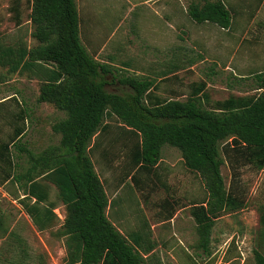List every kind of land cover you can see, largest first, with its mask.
<instances>
[{
    "label": "rangeland",
    "instance_id": "374dc122",
    "mask_svg": "<svg viewBox=\"0 0 264 264\" xmlns=\"http://www.w3.org/2000/svg\"><path fill=\"white\" fill-rule=\"evenodd\" d=\"M216 1L230 10L229 29L198 24L188 15L191 5ZM76 5L83 45L111 65L113 75L105 77L109 93L132 92L120 82L124 76L162 77L156 90L164 100L186 101L194 87L204 83L206 107L261 92L257 75L264 73V0H76ZM31 13L32 0H0V47L20 41L29 48L38 45L32 36ZM169 15L186 33L180 28L175 33L174 23L166 25L161 18ZM40 86L28 73L10 74L0 66V142L10 139L16 125L23 126L20 142L35 155L60 146L61 136L53 125L65 118L54 105L38 101ZM24 111L22 123L16 116ZM106 125L90 156L112 202L106 214L124 236L146 221L156 245L155 259L161 264H256L255 254H264L260 222L264 170L251 164L243 149L227 142L220 147L226 188L244 205L216 220L207 255L197 247V224L191 214L194 203L208 196L201 174L186 168L179 149L165 145L158 167L150 173L140 171V182L134 184L127 177L131 144H124L126 127L116 117L106 118ZM11 148L14 171L24 174L29 167L27 155ZM44 185L57 216L46 230H39L15 199L25 197V185L0 186V264H67L66 239L60 235L66 206L54 184Z\"/></svg>",
    "mask_w": 264,
    "mask_h": 264
},
{
    "label": "trees",
    "instance_id": "16d2710c",
    "mask_svg": "<svg viewBox=\"0 0 264 264\" xmlns=\"http://www.w3.org/2000/svg\"><path fill=\"white\" fill-rule=\"evenodd\" d=\"M188 14L199 24L223 29L232 24L230 10L221 1L193 4ZM31 21L38 45L29 48L20 41L0 47V66L10 74L28 73L37 79L38 101L65 113L53 125L61 136L60 146L35 155L21 144L25 129L16 125L10 139L0 142V186L25 185V197L15 199L39 230L52 227L57 217L44 183L57 187L67 212L60 232L66 239L67 264H161L153 254L147 256L155 248L148 224L143 222L126 237L106 214L109 201L90 153L108 129L104 120L116 117L126 127L124 144H131L127 177L137 180L140 171L152 172L165 145L179 149L186 168L201 174L208 196L194 203L191 214L197 224V247L209 255L216 220L244 205L226 188L222 142L243 149L248 161L264 170V73L257 75L260 94L230 97L214 107L202 102L207 98L204 83L194 87L186 101L154 98V80L135 76L120 80L131 93H109L105 77L113 75L111 65L96 60L83 45L76 0H32ZM23 114L16 116L22 123ZM11 147L27 155L24 174L14 171ZM260 222L264 230V208ZM255 261L264 264V254L257 252Z\"/></svg>",
    "mask_w": 264,
    "mask_h": 264
},
{
    "label": "crops",
    "instance_id": "0c3cea01",
    "mask_svg": "<svg viewBox=\"0 0 264 264\" xmlns=\"http://www.w3.org/2000/svg\"><path fill=\"white\" fill-rule=\"evenodd\" d=\"M144 3H147V2H144ZM155 4V3H154ZM161 15V14H160ZM189 15V14H188ZM191 18V17H190ZM162 20L164 19V22L166 23V25L168 24V23H174L175 25H176V27H177V29H176V31H175V33L176 32H178V30H179V28H180V31H182V32H185L186 33V31H184V29H186L185 27H179L178 26V23H177V21H176V19L175 18H172L170 15H169V17L166 19V18H164L163 16H162V18H161ZM193 21V20H192ZM199 24V23H198ZM201 24H204V23H201ZM206 24H208V23H206ZM211 24V23H210ZM170 28L172 29L173 27H172V25L170 24ZM191 28V27H190ZM223 29V28H222ZM188 30V29H187ZM191 32V31H190ZM92 56H94L93 54H91ZM98 55H99V53H97L95 56H94V58L96 59V60H98L99 62H101L99 59H98ZM102 63H105V62H102ZM177 66H175V68H176ZM147 78H150V77H147ZM162 77H159V78H156V77H153V78H150V80H154V87L152 88V92H151V95H152V97H154V98H159V99H163L162 98V93L161 92H158L156 89H157V85H158V83H160L161 81H162ZM229 99V98H228ZM170 100H175V99H170ZM158 167V166H157ZM156 167V168H157ZM140 173V172H139ZM147 173V172H146ZM136 177H137V175H136ZM128 179H130L134 184H136V185H138L139 184V182H140V180L137 178V180H133V179H131V177H128ZM123 184H121V186H122ZM104 189H105V187H104ZM120 189H122V187L120 188ZM105 192H106V190H105ZM106 195H107V192H106ZM107 198H108V195H107ZM108 201H109V198H108ZM111 203V204H110ZM109 204H110V206L112 205V202H110L109 201ZM109 207V206H108ZM108 209V208H107ZM57 215H59V213L57 212ZM144 221H142V223H143ZM145 223L147 224V222L145 221ZM142 225V224H141ZM150 228V227H149ZM148 230V229H147ZM151 240H152V236H151ZM153 241V240H152ZM154 242V241H153ZM156 246V245H155ZM156 248V247H155ZM155 248H154V250H155ZM154 250L150 253V254H148L147 256H150V255H154ZM147 256H145V257H147Z\"/></svg>",
    "mask_w": 264,
    "mask_h": 264
}]
</instances>
